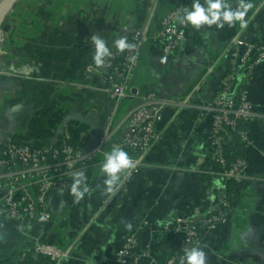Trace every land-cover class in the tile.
<instances>
[{
    "label": "crops",
    "instance_id": "crops-1",
    "mask_svg": "<svg viewBox=\"0 0 264 264\" xmlns=\"http://www.w3.org/2000/svg\"><path fill=\"white\" fill-rule=\"evenodd\" d=\"M228 2L235 8L239 0ZM246 2L253 5L245 17L246 28L239 23L199 30L190 25L187 42L171 56L163 54L159 43L144 47L134 78L143 94L185 97L207 67L212 66L213 72L192 95L190 107L165 111L160 139L145 165L122 187L118 182L113 194L106 193L100 168L83 171L88 192L79 201L70 194L73 177L50 192L53 219L35 231L47 243L72 248L63 264H119L116 254L133 234L139 238L136 253H149L140 264L162 263L178 251L179 241L178 236L162 232V225L218 196L212 121L201 107L211 101L234 66L224 50L239 33L264 47V0ZM148 10L149 0H19L0 30V127L36 141L56 142L63 123L71 125L76 135H100L112 102L83 86H100L99 79L86 72L94 63L91 38L99 36L109 50L120 38L128 43L130 34L143 26ZM238 80L254 110L264 114V63L250 73L240 72ZM131 106L124 103L115 118L113 142L121 143ZM248 132L252 142L245 153L248 178L235 193L232 216L205 234L198 247L207 264H264V127L251 123ZM77 141L88 150L95 146L89 140ZM123 150L129 157L136 155ZM0 264L51 263L24 254L16 225L0 219Z\"/></svg>",
    "mask_w": 264,
    "mask_h": 264
},
{
    "label": "built area",
    "instance_id": "built-area-1",
    "mask_svg": "<svg viewBox=\"0 0 264 264\" xmlns=\"http://www.w3.org/2000/svg\"><path fill=\"white\" fill-rule=\"evenodd\" d=\"M161 1L149 0L143 26L130 34L128 44L132 45L131 48L122 52L113 48L111 55L105 57L103 66L97 67L94 62L86 69L99 79L100 86H83L106 95L112 102L111 114L100 135L90 132L88 135H76L71 125L63 123L56 142L36 141L26 140L16 131H5L0 127V219L16 225L19 240L24 244V254L47 259L51 264H63L68 260L72 254L70 246L61 248L47 243L35 231L36 227H44L53 219L48 204L50 192L60 181L73 177L77 171L101 169L105 154L115 147L136 153L130 157L135 167L120 175L118 182L121 187L125 185L145 165L147 156L159 141L165 111L190 107L192 95L213 72L212 66L207 67L192 94L185 97L162 96L153 91L143 94L136 89L135 74L142 51L148 43L161 44L163 54L171 56L180 51L188 40L190 25L181 24L179 18L194 0H174L176 7L152 29ZM224 53L235 64L223 78L211 101L201 107L202 113L210 116L212 121L210 143L222 191L209 202L194 207L188 215L162 225V232L179 237L178 251L162 263L153 261L152 264H186L185 253L199 247L204 235L226 223L235 210V195L230 188L232 184L240 185L248 178L247 160L238 157L231 161L229 157L237 146L234 134L238 133L241 141L249 146L252 143L249 132L247 129L238 132V122L264 126V114L254 110L247 91L242 86L237 87V82L240 72L250 73L264 63V47L247 41L239 33ZM124 103H132V106L126 117L123 139L118 144L111 139V127ZM77 140H89L95 146L88 150L76 145ZM138 246L137 234L127 236L116 254V262L140 264L149 253L137 254Z\"/></svg>",
    "mask_w": 264,
    "mask_h": 264
},
{
    "label": "clouds",
    "instance_id": "clouds-1",
    "mask_svg": "<svg viewBox=\"0 0 264 264\" xmlns=\"http://www.w3.org/2000/svg\"><path fill=\"white\" fill-rule=\"evenodd\" d=\"M252 7L253 5L246 2V0H239L235 8L232 7L228 0H205V4H201L199 0H194L191 10L187 8L183 10V15L179 18V22L191 25L197 30L205 25L209 28L215 25L217 29H222L226 24L232 27L236 23H239L243 29L247 27L245 17L248 16ZM91 39L95 46V55L93 57L95 65L101 67L105 63V57L110 56L111 52L106 42L99 36H93ZM114 46L121 52L132 47V45L126 42L125 38L116 40ZM134 167V161L122 148L115 147L111 152L105 154L101 172L106 177L104 180L106 193L113 194L116 191L120 175L126 171H130ZM86 180L87 177L83 171H77L73 174L70 194L77 201L83 199L88 192ZM127 227L131 229L130 224ZM185 259L186 264H207L205 252L198 247H193L187 251Z\"/></svg>",
    "mask_w": 264,
    "mask_h": 264
},
{
    "label": "trees",
    "instance_id": "trees-1",
    "mask_svg": "<svg viewBox=\"0 0 264 264\" xmlns=\"http://www.w3.org/2000/svg\"><path fill=\"white\" fill-rule=\"evenodd\" d=\"M160 8H159V11L157 12V14H156V16H155V21H154V26L152 27V29L154 28V27H156L158 24H159V22L161 21V19L168 13V12H170L171 10H173L175 7H176V4H175V1L174 0H168V1H161V3H160V6H159ZM161 45V44H160ZM162 47V46H161ZM142 55V54H141ZM229 71H227V73H228ZM227 73L224 75V77L227 75ZM241 85H240V83H239V80H238V82H237V87H240ZM218 91V90H217ZM249 124H251V123H245V122H243V121H239L238 122V132H240V131H243V130H248V126H249ZM260 125V124H259ZM262 127H264L263 125H261ZM234 137H235V139H236V142H237V146H236V148L233 150V152L229 155V157H230V160L231 161H233V160H235L236 158H238V157H244L245 159H246V157H245V153H246V149L248 148V146L245 144V143H243L242 141H241V138H240V136H239V134L238 133H235L234 134ZM76 140V139H75ZM21 142H23L22 140H21ZM75 144L76 145H78V146H82V144L81 143H79L78 141H75ZM247 160V159H246ZM248 162V161H247ZM220 182V181H219ZM241 186V184L240 185H237V184H232V186L230 187L231 188V192L232 193H234V195H235V193H236V191H238V189H239V187ZM219 190H218V192L220 193L222 190H221V188H220V184H219V188H218ZM232 216V215H231ZM42 259H44V258H42ZM46 260V259H45Z\"/></svg>",
    "mask_w": 264,
    "mask_h": 264
},
{
    "label": "water",
    "instance_id": "water-1",
    "mask_svg": "<svg viewBox=\"0 0 264 264\" xmlns=\"http://www.w3.org/2000/svg\"><path fill=\"white\" fill-rule=\"evenodd\" d=\"M19 0H3L2 6L0 7V30L3 26L7 16L10 14V12L13 10L14 6ZM2 14V16H1Z\"/></svg>",
    "mask_w": 264,
    "mask_h": 264
},
{
    "label": "bare ground",
    "instance_id": "bare-ground-1",
    "mask_svg": "<svg viewBox=\"0 0 264 264\" xmlns=\"http://www.w3.org/2000/svg\"><path fill=\"white\" fill-rule=\"evenodd\" d=\"M2 2H3V1H2ZM2 2L0 3V7L3 5ZM1 16H2V14H1Z\"/></svg>",
    "mask_w": 264,
    "mask_h": 264
},
{
    "label": "rangeland",
    "instance_id": "rangeland-1",
    "mask_svg": "<svg viewBox=\"0 0 264 264\" xmlns=\"http://www.w3.org/2000/svg\"><path fill=\"white\" fill-rule=\"evenodd\" d=\"M3 0H0V3L2 2Z\"/></svg>",
    "mask_w": 264,
    "mask_h": 264
}]
</instances>
